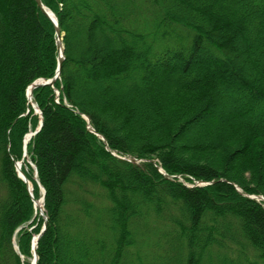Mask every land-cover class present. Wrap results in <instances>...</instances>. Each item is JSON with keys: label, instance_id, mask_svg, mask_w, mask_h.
<instances>
[{"label": "trees", "instance_id": "obj_1", "mask_svg": "<svg viewBox=\"0 0 264 264\" xmlns=\"http://www.w3.org/2000/svg\"><path fill=\"white\" fill-rule=\"evenodd\" d=\"M41 3L64 59L57 102L50 87L32 93L37 264H264V203L247 197L264 198V0ZM56 58L34 0H0V264H27L43 224L28 231L33 204L12 159L38 122L22 117L25 91L53 77Z\"/></svg>", "mask_w": 264, "mask_h": 264}, {"label": "water", "instance_id": "obj_2", "mask_svg": "<svg viewBox=\"0 0 264 264\" xmlns=\"http://www.w3.org/2000/svg\"><path fill=\"white\" fill-rule=\"evenodd\" d=\"M38 10L51 22V24L53 25V29H54V36H55V47H56V52H57V59H56V62H57V65H56V70H55V73L53 75L52 78H50L49 80H37L36 82L32 83L27 91H26V97L29 96V98H27V102L29 103L30 102V97L32 95V91L34 89H37V88H40V87H53V85L56 83V81L59 79V76H60V71H61V65H62V61H63V44H62V40H63V34L62 32L60 31L59 27H58V24H57V20L56 18L54 17V15L46 8L43 6V4L41 3V0H34ZM86 119V117H84ZM42 126V119L40 120V123H39V127L38 129L33 133V134H30L29 138L33 135H36L40 128ZM87 130L94 134L95 136H97L101 141H103L102 137L99 136L98 134H96L93 129L90 127L88 121H87ZM25 146V145H24ZM107 150V149H106ZM118 158V157H117ZM124 160V159H122ZM127 162L129 163H135L136 160L135 159H132V158H128L126 159ZM15 170L17 172V176L18 178L26 185V189L29 193V196L32 198V194H31V190H30V187H29V184H28V181L26 180L25 176L17 171L16 169V164H15ZM165 177H167L166 175H164ZM202 183V182H200ZM213 182H209L208 184H212ZM205 184V183H204ZM206 185V184H205ZM44 197V192H43V196ZM259 199V198H258ZM43 200V198H42ZM34 205H36V203L34 202ZM44 222H45V218H44ZM44 228H45V223H44V226L41 230V232L36 236V238L34 239V242H33V250H32V257H33V260H32V264H37V256H36V253H35V248H36V245H37V242L39 240V238L41 237L43 231H44Z\"/></svg>", "mask_w": 264, "mask_h": 264}, {"label": "rangeland", "instance_id": "obj_3", "mask_svg": "<svg viewBox=\"0 0 264 264\" xmlns=\"http://www.w3.org/2000/svg\"><path fill=\"white\" fill-rule=\"evenodd\" d=\"M56 90V89H55ZM57 91V90H56ZM32 112V115H34L36 118H38V115L37 114H35L34 113V111L32 110L31 111ZM221 113H220V115L219 116H221V117H225L226 116V113L227 112H225V111H220ZM30 132V131H29ZM28 132V133H29ZM127 157H129V156H127ZM133 158V157H132ZM27 161L29 162L30 160H29V158H28V156H27ZM154 166L155 167H157V169H158V172L161 174V175H164V174H166V173H164V171L162 170V169H160L159 167H158V165H156V164H154ZM28 165H27V163H24V165H23V173L25 174L26 172H28L29 173V169H28ZM167 175V174H166ZM172 178V177H171ZM176 180L178 181V182H180V183H182V184H186V185H189V182H187V181H185L182 177H180V176H177L176 177ZM194 184V183H193ZM199 186L200 185H202V187L203 186H207V185H203V184H198ZM41 190L39 189V191H38V198H37V200H39L40 199V197H41ZM261 200V199H260ZM260 200H258L259 202H260ZM34 225L31 227V228H29L28 229V231H31L33 228H35L36 226H40L41 224H40V216H39V213L38 212H35L34 211ZM43 225V224H42ZM42 227V226H41ZM24 228H27V225H25L24 226ZM33 236H34V234H33ZM14 244L17 246V244H16V240L14 241ZM17 253H18V247H17ZM21 258V260L24 262V263H27V264H30L31 263V243H30V247H29V250H28V252H27V255L26 256H21L20 257Z\"/></svg>", "mask_w": 264, "mask_h": 264}, {"label": "bare ground", "instance_id": "obj_4", "mask_svg": "<svg viewBox=\"0 0 264 264\" xmlns=\"http://www.w3.org/2000/svg\"><path fill=\"white\" fill-rule=\"evenodd\" d=\"M19 168L21 169L22 168V164L21 163H18L17 164V170L19 171ZM41 201L40 200H36V209L38 210V208L40 207L41 208ZM30 264H32V263H30Z\"/></svg>", "mask_w": 264, "mask_h": 264}]
</instances>
